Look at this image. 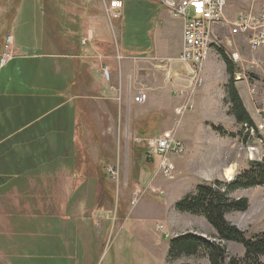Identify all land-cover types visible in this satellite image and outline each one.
<instances>
[{"label": "rangeland", "instance_id": "rangeland-1", "mask_svg": "<svg viewBox=\"0 0 264 264\" xmlns=\"http://www.w3.org/2000/svg\"><path fill=\"white\" fill-rule=\"evenodd\" d=\"M144 1L126 0L123 18L109 21L101 0H87L86 3L83 0H71L67 4L64 0H52L51 5L48 0H26L22 14L16 20V32L22 31L25 26L30 31L25 37L30 46L36 47L28 49L30 54L59 52L70 36L55 35L54 32L62 31L65 27L76 30L77 24L82 26L84 29L79 35V54H94L91 60L95 59L97 66L105 64L103 66L111 72L110 82L103 77V85L90 76L88 80L83 77L87 68L83 70L82 67L89 63L79 58L80 112L76 117L72 115L75 120H72L71 126L73 130L81 128V137L86 138V141L85 144L80 143L77 147L72 145L64 150L67 156L77 151L73 165H67L68 168L63 167V171L58 170L56 173L49 168L51 171L48 174L51 177L42 181L43 186L38 182L25 197H19L15 189L0 197L10 207H0V232L3 233H33L30 228L33 216L26 212H31L29 207L32 204L34 210L38 201L42 207L38 209L41 215L45 212L47 215H60L58 218L61 219V216L69 213L72 215L67 207H74L76 204L78 214L80 212L79 215H73L76 219L85 218L89 221L88 215L92 217L93 223L103 218L105 224L98 226V233L102 229L103 235L96 237L95 244L85 243L78 228L75 234L70 235L68 230L69 235H62L64 226L62 228V223L60 224V237L64 246H76L79 250L69 251V256L74 258L73 264H79L77 256L80 251L84 252L79 256L82 258L80 264H211L204 252L170 261V241L180 233L192 231L210 239H214L216 235V231L203 216L179 212L176 203L194 191L202 181H232L248 169L251 162L260 161L264 156V129L261 127L264 112L260 110L264 108V47L251 51L243 36L236 37L243 60L235 63V80L240 95L253 105L252 112L249 113L258 127L253 130V134L246 137L248 130L237 122L230 112V104L226 102L230 75L225 54L220 49V56L212 55L205 86L193 96L192 108L186 110L182 106L179 109L182 102L170 94V90L158 98L147 92L148 100L145 103L133 102L131 95L138 88L151 86L156 80L154 63H166L169 59L173 61L174 57L180 63L178 58L183 39L181 21L171 15L163 0ZM234 3L228 9V15L232 18L252 10L258 12L262 8L261 4L251 0ZM20 5L21 2L17 4L15 0H3L0 3V24L3 27L8 26L12 12L15 9L18 12ZM45 12L53 19V26H56L54 29L49 27L50 31L44 27ZM85 14L83 26L82 16ZM11 25L12 21L10 28ZM87 27L93 29L94 39L85 45L82 39L87 34ZM221 30L222 35L227 33L226 29ZM7 34L0 38L1 50L5 47ZM54 42L58 44L54 45ZM124 61L126 66H122ZM35 62L36 60L26 62V67L34 66ZM83 62L84 65L81 66ZM42 68L45 69V66ZM88 68L90 69L89 65ZM87 74L90 75V72ZM123 82L125 87L120 97L118 91ZM66 92L71 93L70 90ZM67 97L64 95V99ZM213 125L222 126L226 132L214 129ZM127 128L131 129L132 135L129 143ZM151 135H174L189 146L185 154L170 158L172 172L169 176L159 171V156H155L154 161H149L143 153H136L133 147L132 138L136 137L141 142ZM90 160L98 161L99 168L108 173L103 180L102 176L95 174L97 165ZM230 166L234 167L235 172L231 178H227L224 173ZM91 177H95L93 189L92 182L89 183ZM66 181L70 184L62 187L60 183L64 182L65 185ZM72 182H76V185L72 186ZM57 183L59 184L56 185ZM83 185H88L90 189L85 191ZM29 186L31 185L27 183V187ZM29 193L34 195L30 196ZM230 197L247 198L249 207L246 211L228 213L227 219L244 230L248 237L263 232L264 187L238 189L232 191ZM79 207H84L86 214ZM8 220L9 226L4 225ZM44 224L52 228L50 220L44 221ZM40 228L42 227L37 222L35 231L38 232ZM1 235L3 234L0 233V262L3 259L2 242L6 239V234L5 237ZM20 235H15L18 246H31L34 243L24 238L21 240ZM13 238L14 236L9 240ZM8 244L10 247L12 242ZM225 246L228 251L225 264L232 257H244L245 249L242 244L228 241ZM32 249L36 252V245ZM86 255L89 257H84ZM261 261L264 264V257Z\"/></svg>", "mask_w": 264, "mask_h": 264}, {"label": "crops", "instance_id": "crops-1", "mask_svg": "<svg viewBox=\"0 0 264 264\" xmlns=\"http://www.w3.org/2000/svg\"><path fill=\"white\" fill-rule=\"evenodd\" d=\"M2 1L3 0H0V3H2ZM15 1L17 4L21 2V5H20L18 12L16 9L12 12L10 23L12 21L13 25H11V28H10V23L6 27H3L2 24H0V38H2V36L5 33H8L7 35H10V34L13 35V40H14L13 48L10 49L12 52V58L4 67L0 68V95L3 97L16 98L19 96L37 94V95H55L56 98H59V97L61 98L59 101V104L55 107H49V109L45 111L44 116H42L41 118L29 124L20 125L18 130H16L17 132H14L15 134H13L12 136L10 135V136L13 137L17 133H20V134H18L15 138L11 140H7L8 144L13 143L15 145H21L24 143L25 146L29 148L32 147L28 149L25 153H21L22 155L8 154V152L5 155L7 158L6 167H7L8 172L12 173L16 171L14 168V161L16 160H20L18 163L24 162L26 165L30 167L31 172L27 173L24 177L27 180V183L31 185L30 187L33 188V186L35 187V185L38 182L41 186H43L42 181L43 180L45 181V179H47L48 177H51V174H48L49 171H51L49 168H51L52 170L54 169V173H56L58 170L63 171V167L68 168L67 165H73L72 162H75L76 160L77 151L75 154H70L69 156H67L66 154L63 153L64 152L63 146H66V145L68 146L78 145L79 146L80 142H82V144H85L86 138L82 139L81 136L77 137L78 134H76L75 131H74L73 137L71 134L72 120H75V117L77 116L78 111L80 112V109L78 108V101L80 99L78 95V82L80 78L79 58L83 59L85 63H89L83 66L84 65V62H83L81 65L83 66L82 67L83 70L84 68H87L85 70L86 75L83 74V77L89 80L88 76H90L97 83L98 82L101 83V85H103L102 80H104L103 79V69L101 67L105 64H102V66L101 65L97 66L95 59L91 60L94 54H91V56H89L87 53L85 55L79 54V36L77 34H76L77 36L76 35L73 36L74 33L77 32V30L69 29L68 27H65L62 31L57 30L56 32H54L55 35L67 34L70 36V39L66 38V40L64 41V46L60 49L59 52L57 53L46 52L43 54L28 53V49L29 50L36 49V47L34 46L32 47L29 45L25 37V34L29 33L30 31L28 30L27 26H25L24 29L20 32L15 31L16 20H18L19 17L21 16L26 0H15ZM70 1L71 0H64L66 4L69 3ZM137 1H144V0H137ZM83 2L86 3L87 0H83ZM238 2L239 0L236 1L234 4H237ZM48 3L51 5L52 0H48ZM44 15L46 18V23H44V27L47 28L48 31H50L49 27L51 26L54 29L56 26L55 27L53 26V22H52L53 19L48 17L47 12H45ZM85 17H86V14L82 16L83 26H84ZM174 18L181 21L182 29H184L183 20L177 17H174ZM107 20L111 21L108 17H107ZM90 32L92 34V38L94 39L93 29L88 28L87 33H90ZM54 43H53L54 45L58 44L57 42H54ZM85 45H88V44H85ZM182 48H183V39H182ZM182 48L180 52L182 51ZM1 49L2 47L0 45V57L2 56V53L5 50V47L3 48V50ZM84 49H87V48L84 47ZM175 58L177 57H174L173 61L169 59L168 60L169 62H166V63H163V61H160L159 63H154V65L156 66V69L155 68L154 69L156 70L155 72H157L156 80L153 82L151 86L140 87L133 94H135L137 91H144L146 93L148 92L149 94L151 93V95L155 94L156 97L158 98L161 94L167 93L170 90V94H173L175 98L177 97L182 102V105H180L179 109L182 106H183L182 108L186 110L189 108H192L194 106L193 96L197 93L199 89L204 88L205 86L204 84L207 78L206 77L207 68L212 58V55L206 61L204 69H203L202 86L197 88L196 90L193 89L190 79H188V77L186 76L187 73H186L185 67L183 66V64L178 63ZM35 60H36L35 62L36 64H34V66L29 67V68L26 67V64H27L26 62H32ZM120 60H122V58H120ZM88 65L90 66V69L88 68ZM43 66H45V69L42 68ZM122 66H126V61H124V65ZM88 71L90 72V75L87 74ZM110 80L108 82H110ZM124 87H125V83L123 82L122 86L120 87V90L118 91V95L120 97L123 94ZM67 90H70L71 93H67L66 92ZM238 90L240 93V89ZM179 91H182L183 95H179L178 94ZM125 93L127 94V90ZM64 95L68 97L67 99H64V102H63ZM131 96L133 97V95ZM242 99H243V102L247 110L251 113L252 112L251 109H253V105H251V102H248L249 103L248 104L245 101L244 96L242 97ZM63 103L69 104V106L65 107L63 106ZM12 106L14 107L13 102H8V99H5L2 105L0 106V118H2V122L4 121V119H7L8 124H12L13 126H15V124L19 122L20 120H23L24 115L29 114L27 112L39 111V110H34L32 108H26V107H21V109L18 110L16 108H11ZM15 106H17V103ZM121 108H122V105H121ZM72 115H74L75 117ZM3 116H5V118H3ZM63 117L68 118V121H69V123H67V119H66L67 124L65 127L63 124L64 123ZM13 126H10V128H15ZM130 133H131V129L127 128V143H129L128 142L129 137H132ZM162 136L164 135H160V136L151 135V136H147V138L148 137H162ZM177 138H180V137H177ZM132 139H133V143L139 142L138 138L136 137ZM95 140H98V138ZM181 140L186 146V152H188L189 150L188 144L183 139ZM148 157H152V158L150 159ZM148 157L147 158L149 161H154L153 156H148ZM93 161H91V163L94 164L95 162L97 165V168L95 170L96 175L103 177L106 174H108L107 172H103L101 168H99L98 161H94V162ZM9 162H11L10 168L8 164ZM48 164H50L51 166L48 167ZM70 168L72 169L71 166ZM102 168L104 170V165L102 166ZM94 178L95 177L93 178L91 177L90 178L91 181L89 182V183L92 182V189H93ZM27 183L24 185L23 182H20V183L15 182L8 187L7 186L5 187L3 185L1 188L2 190L0 189V193L3 192V193L8 194L9 192H11L12 189H15L16 193H22L24 192L23 191L24 189L21 185L26 186ZM58 184L59 183H57L56 185ZM60 184H62V187L64 186L67 187V185H69L70 182L66 181L65 185H64V182ZM72 186H74V182H72ZM82 188L85 191L90 189L88 185H83ZM5 203L6 201L4 200V198L0 199V207H3L2 209L10 208L7 205L8 203L6 204ZM75 205L74 207H71V213L72 215H79L80 212L78 214L77 212L78 208H76ZM84 207H81V208L79 207V209L85 211L84 213L86 214V210H84ZM89 207L87 208L89 209ZM87 217H89V221H86L85 218L84 219L77 218V228H78L79 233L83 237V240L85 241V243L93 242L95 244V242L97 241V238L103 235L101 232L103 231L102 229L98 233V226L99 224L101 226L105 224L104 223L105 220L101 218L99 220H96L97 223L96 221L91 223L92 217L88 215ZM9 222L10 220L4 223V225L7 224L6 226H9ZM94 234H95V237H94ZM84 257H89V256L86 255Z\"/></svg>", "mask_w": 264, "mask_h": 264}, {"label": "trees", "instance_id": "trees-1", "mask_svg": "<svg viewBox=\"0 0 264 264\" xmlns=\"http://www.w3.org/2000/svg\"><path fill=\"white\" fill-rule=\"evenodd\" d=\"M76 30L77 32L74 33L73 36H75L76 34L78 36L80 35V32H82L83 30L82 26H78L77 24ZM224 58L226 59L227 70L230 75V79L227 85L226 102L230 104V112L232 115H234L237 122L242 124L244 128L246 126L249 128V131L246 133V137H248L250 134V129L257 130L258 127L253 117L247 110L236 86V64L225 55ZM55 98V95L37 94L19 96L16 98L3 97L0 95V106L5 99H8V102H13L14 104V107L12 106L11 108H16L19 110L21 109V107H26L32 108L34 110H39L36 112H27L29 114L24 115V119L17 122L15 126H13L12 124H8L7 119H4V121L2 122V118H0V189L3 185L5 187H8L15 182H23L24 185L27 183V180L24 176L27 173L31 172L30 167L24 162L18 163L20 160H16L14 161V168L16 171L12 173L8 172L6 167L7 158L5 154H7L8 152V154L22 155L21 153H25L32 147L29 148L25 146L24 143L21 145H15L13 143L8 144L7 140H11L18 134H20L17 133L15 136L11 137L13 134H15L14 132H17L16 130H18L20 125L34 122L35 120L44 116L45 111L48 110L49 107L57 106L61 98ZM16 103L17 106H15ZM63 106L68 107L69 104L63 103ZM3 118H5V116H3ZM63 118V124L65 127L66 124L69 123V121L68 118ZM10 126H13L15 128H10ZM213 128L224 133L226 132L222 126L217 127L213 125ZM74 131L76 134H78L79 137L81 136V128H78V130L72 129V137L74 136ZM75 146L77 147V145ZM68 147L70 146H63V151ZM133 147H135L136 153L141 152L145 157H148L146 141L134 143ZM64 154L66 153L64 152ZM148 158L151 159L152 157ZM8 164L10 168L11 162H9ZM103 177L105 178V176ZM75 185L76 182L74 183V186ZM257 186L264 187V156L260 161L258 160L251 162L249 168L241 172L232 181L224 182L216 179L213 182H202L196 186L194 191L190 192L184 198L179 200L176 203V209L179 212H186L193 215L203 216L216 231V235L214 239H210L206 236L192 231L180 233L170 241V261H176L182 256H197L201 252H204L211 264H225L228 258V251L225 246V242L234 241L243 245L245 249V255L241 259L232 257L229 260L228 264H263L261 258L264 257V231L248 237L247 233L244 230L227 219L228 213L234 211H246L249 207V201L247 198L234 199L230 197V193L238 189H247ZM26 187L27 185L24 186L23 189H29L25 192L19 193V197L22 195L25 197V195L28 194L27 192H30V189H32L30 186L27 188ZM4 194L6 193L2 192L0 193V196H3ZM29 195L33 196L34 193H29ZM101 203L102 200H100V204ZM37 204L38 205L34 206V210L32 204V206L29 207L31 212H26L28 213V215L33 216L31 220L32 226H30L33 233L22 234L24 235L22 236L18 234V232H0L1 234H3L1 235L2 237H5L4 235L6 234V239L4 238V242H2L3 249L1 250L3 251V254L1 253V255L3 259L0 264H73L72 260H74V258L72 259V257L69 256V251L74 252L78 249L76 246L65 247L62 243V238L60 237V231L61 227L63 228L64 226V228L62 229V235H69L68 230L70 231V235L73 233L75 234V232H77V219L70 213L67 214V216H61V219L58 218V216L60 215H47V213L45 212L44 215H41L38 212V209L42 207L39 201L37 202ZM67 209L69 212H71V207H67ZM22 216L27 218L25 214H23ZM46 220H50L52 222V228L45 226L44 221ZM37 222L38 225L41 226L44 230L40 228L38 232L35 231ZM21 225L24 226L22 223ZM54 229H56V232L54 231ZM15 235H20L21 240H23L24 238L25 240L34 243H32L31 246H18V241L15 239ZM12 236H14V238L9 240V238H11ZM44 237L46 238V240L43 241ZM8 242H12V245L10 244V247ZM34 245H36L37 253L34 249H32ZM83 253L84 252L80 251L78 252V255L81 256V254L83 255ZM79 256H77V258L80 264L82 258ZM83 260L85 259L83 258Z\"/></svg>", "mask_w": 264, "mask_h": 264}, {"label": "built area", "instance_id": "built-area-1", "mask_svg": "<svg viewBox=\"0 0 264 264\" xmlns=\"http://www.w3.org/2000/svg\"><path fill=\"white\" fill-rule=\"evenodd\" d=\"M105 14L110 20L122 19L126 9V0H101ZM238 0H163L173 17L183 20V48L178 60L186 69V76L190 79L194 90L202 86L203 69L211 55L220 56L218 47L230 50L236 64L243 60L242 53L236 42V37L243 36L251 51L264 47V0H252L262 8L258 12L249 11L235 17L228 15V9ZM227 33L222 35V30ZM221 30V32H220ZM92 40V34L87 33L83 44ZM13 35L5 38V50L0 57V68L4 67L12 58ZM103 77L111 79L110 69L103 68ZM236 78V77H235ZM183 95L182 91L178 92ZM135 103L143 104L148 100V94L137 91L133 95ZM264 105V102H263ZM264 112V108L260 109ZM264 129V117L261 121ZM148 156H159L158 168L161 173L169 176L172 172L170 158L186 153V146L182 140L174 135L162 137H148L145 139Z\"/></svg>", "mask_w": 264, "mask_h": 264}, {"label": "bare ground", "instance_id": "bare-ground-1", "mask_svg": "<svg viewBox=\"0 0 264 264\" xmlns=\"http://www.w3.org/2000/svg\"><path fill=\"white\" fill-rule=\"evenodd\" d=\"M218 49H220V51L223 52V54H225V56H227L234 63H236V59L233 58L232 53H231L230 50H226L225 47H218ZM246 129L249 131V128L247 126H246ZM252 132H253V129H250V134H253ZM233 172H235L234 167L230 166V167L226 168L224 176L227 177V178H231L232 175H233Z\"/></svg>", "mask_w": 264, "mask_h": 264}]
</instances>
